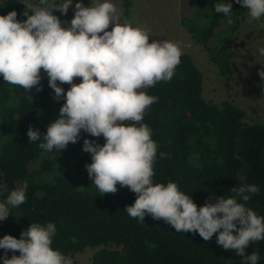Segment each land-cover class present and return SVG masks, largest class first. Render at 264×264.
<instances>
[{"label":"trees","instance_id":"obj_1","mask_svg":"<svg viewBox=\"0 0 264 264\" xmlns=\"http://www.w3.org/2000/svg\"><path fill=\"white\" fill-rule=\"evenodd\" d=\"M216 2L183 0L180 23L206 51L230 90L234 34L245 20V9L225 0L232 3L233 12V23L227 24L223 13L214 11ZM21 3L0 2V15L14 9L18 20L26 19ZM123 4L128 16L130 0ZM182 53L169 81L144 89L158 97L142 121L158 144L153 181L175 182L198 207L214 202L216 196L233 195L232 187L254 183L259 191L246 203L264 216V123L247 122L246 112L232 101L216 105L206 100L203 73L190 54ZM40 74V91L26 92L0 78V202L10 190L27 183L25 201L11 207L9 217L0 221V237L19 238L30 223L53 222L57 231L52 247L70 254L73 261L92 247L96 249L92 264H241L242 258L233 250L216 244L215 233L204 240L198 233L177 232L163 219L146 215L141 223L130 217L124 208L136 197L127 186L117 184L115 193L101 194L84 167L91 160L82 143L87 138L103 144L102 136L81 132L76 143L51 152L40 149L38 140L29 142L28 127L43 135L58 116L53 110L64 102L62 97L53 98L43 70ZM60 86L68 89L67 83ZM160 152L165 157L160 158ZM61 156L66 158L67 172L56 167ZM253 251L259 253L258 264H264V239L251 242L245 254Z\"/></svg>","mask_w":264,"mask_h":264},{"label":"clouds","instance_id":"obj_2","mask_svg":"<svg viewBox=\"0 0 264 264\" xmlns=\"http://www.w3.org/2000/svg\"><path fill=\"white\" fill-rule=\"evenodd\" d=\"M247 10L249 20L264 17V0H234ZM18 20L13 9L0 15V78L26 92L41 90V70L54 99L63 98L58 116L43 135L28 127V141H40L45 152L76 143L81 132L103 137V144L85 138L82 151L90 154L84 165L101 194L115 193L117 184L135 194L124 211L138 222L150 215L163 219L177 232L198 233L204 240L216 234V244L239 255L241 264H258L259 253L245 254L251 242L264 239V216L247 206L256 184L232 187L233 195L216 196L214 202L197 206L173 181L154 182L153 165L158 144L143 121L158 97L144 89L169 81L180 63V42L150 40L146 26L121 23L112 0H22ZM73 6V16L62 26L54 11L64 15ZM232 3L217 0L214 11L233 23ZM202 22H206L202 18ZM111 25V30L109 29ZM264 56V47L258 49ZM258 75L264 81V69ZM79 83H73L74 78ZM59 82V84H58ZM68 83L65 90L60 85ZM32 99V96H31ZM166 153L160 152V158ZM27 183L10 190L0 202V221L10 208L26 199ZM57 231L53 222L30 223L19 238L0 237V264H73L70 254L52 247ZM13 252L10 258L7 253ZM18 251L19 255L15 252Z\"/></svg>","mask_w":264,"mask_h":264},{"label":"rangeland","instance_id":"obj_3","mask_svg":"<svg viewBox=\"0 0 264 264\" xmlns=\"http://www.w3.org/2000/svg\"><path fill=\"white\" fill-rule=\"evenodd\" d=\"M5 0H0V2ZM88 6L90 0H81ZM120 14L121 23L133 26H146L149 29L150 40H170L180 42L182 52L190 54L204 76L203 96L216 105L229 100L246 112V121L250 123H264V81L258 75L264 69V56H260L258 49L264 47V17L259 20H249L245 9V20L234 34L236 40L233 45L234 82L227 90L224 79L220 76L218 68L210 61L203 47L194 41L189 32L181 25L180 20L185 14L183 0H130L129 15H124L123 0H112ZM76 0H73V5ZM73 6L66 14L58 11L54 14L62 22L71 20ZM111 25L109 29L111 30ZM80 78H74L73 83H79ZM68 88L70 85L67 83ZM59 110V109H58ZM58 110L54 113L58 115ZM66 158L60 157L56 163L58 169L67 172ZM96 249L87 247L76 255L73 264H92L91 259ZM13 255L8 252V258ZM17 255V254H16Z\"/></svg>","mask_w":264,"mask_h":264}]
</instances>
